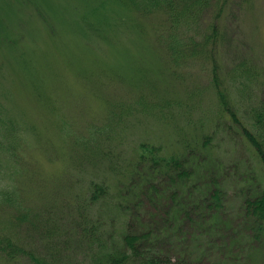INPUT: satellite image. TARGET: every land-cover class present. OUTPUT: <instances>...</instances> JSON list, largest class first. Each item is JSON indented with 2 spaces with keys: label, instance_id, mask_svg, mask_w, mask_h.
Returning <instances> with one entry per match:
<instances>
[{
  "label": "rangeland",
  "instance_id": "374dc122",
  "mask_svg": "<svg viewBox=\"0 0 264 264\" xmlns=\"http://www.w3.org/2000/svg\"><path fill=\"white\" fill-rule=\"evenodd\" d=\"M232 1L223 5L215 53L208 48L213 56L199 50L195 59L183 53L171 62L162 39L169 27L160 11L142 16L116 0H0V102L18 123L15 150L0 151V195L14 190L4 209L26 216L13 227L0 215L6 233L37 255L61 257L54 247L61 238L56 224L72 219L74 195L76 205L89 201L95 184L105 189L84 215L105 224L101 241L67 248L64 261L87 264L95 246L103 252L113 242L121 245V235L139 230L133 220L130 231L124 224L140 207L157 214L153 227L183 206L188 215L175 218L180 234L144 243L143 259L132 253L130 264L148 256L160 264H264V235L253 230L264 220L253 217L252 209L245 212L246 201L264 193V163L241 130L253 131L248 111L264 85V0L237 1L235 9ZM225 19L233 32L225 29ZM202 32L204 27L192 35L200 40ZM240 65L249 72L234 71ZM231 110L243 125L228 116ZM96 129L102 135L92 137ZM140 145L158 148L161 162L180 159L181 169L194 171L176 179L170 164L160 166V185L144 194L139 207L129 200L145 175H134V187H126L122 175ZM140 165L130 169L138 172ZM200 183L218 184L210 193L222 188V195L213 202L210 196L196 199L197 191L183 197L187 186L198 190ZM157 187L164 200L155 199ZM24 257L18 263L30 264Z\"/></svg>",
  "mask_w": 264,
  "mask_h": 264
},
{
  "label": "trees",
  "instance_id": "16d2710c",
  "mask_svg": "<svg viewBox=\"0 0 264 264\" xmlns=\"http://www.w3.org/2000/svg\"><path fill=\"white\" fill-rule=\"evenodd\" d=\"M119 1V3L125 7L131 9L133 12H137L138 14L145 16L150 12L154 11H160L165 15V18L163 20L164 25H168L169 27V33L168 38L166 35H162L163 44L170 56L171 62L174 61L175 55H183V53H187L192 58L195 59L197 57V54L200 52L206 55L213 56L211 54L209 47H214V53H215V42L218 38V30L220 29L219 26V20L220 16L223 13V5H226L229 2V0H116ZM244 2L248 3L250 0H236L232 1L231 4L234 6V9L239 7L241 3L237 2ZM232 18L235 19V15L232 14ZM229 22V19L224 20L225 29L229 32L231 29H228L226 24ZM204 27L205 32H202V38L200 40H196V38L192 35V33H195L198 31V28ZM238 27V25H237ZM188 30L189 32L186 33L184 36V32L181 30ZM223 33L224 40L226 39L225 32ZM227 35V34H226ZM217 36V37H216ZM237 38V36L235 37ZM238 43V42H237ZM209 45V46H208ZM236 50V49H235ZM234 50V51H235ZM238 69H243L245 73H248L249 71L242 68V65L238 66L234 69V71H237ZM242 72V75L245 74ZM238 73V72H237ZM260 77L264 79V72L260 71ZM251 76V74H250ZM232 77V76H229ZM233 78V77H232ZM215 80L214 85L219 86V79H212ZM218 99L220 102L225 106H227V101L225 100V96L222 92L218 91ZM234 109L237 111V109L234 106ZM228 111V110H227ZM252 125H253V131H250L246 129L244 126L241 129L248 140V142L252 145V147L256 150L258 158L264 163V85L260 88L259 91V98L256 100V102L253 104V106L248 111ZM236 113L231 110V112L228 113V116L232 117V119L237 123L241 124V120L239 117L235 115ZM15 115L12 113L10 115H7L6 113V107L0 102V151L1 149L6 148H12L15 150V147H13V142L15 143L14 135L17 133V124H15L16 121H14ZM16 125V126H15ZM243 125V123H242ZM95 132V133H93ZM92 132L93 136H99V134L102 135V132L100 129H96ZM4 133V135H3ZM6 138V139H5ZM86 141V139H84ZM138 150V147H137ZM139 159L138 157L136 161L133 158V160H127L128 165V171L125 172L122 176L124 179H127L129 181L126 183V187H134L130 185V183L137 182L138 179L133 181L134 175L136 174L140 176H144V181L142 185H135V189L131 191L133 198H130L129 202L135 203V205H139L141 203L142 198L145 196V193H149L151 191H155V185H160L161 178H159V172L161 173V167L160 166H169L171 165L172 169V175L171 177L174 178H189L193 174V166H188V171H185L184 169H181V164L184 165V162L179 159L177 160H171L166 161L164 160L161 162L158 160L157 155H159V149L152 146L147 145H140L139 146ZM137 154V151H136ZM138 161V164L141 165L138 167L140 171L137 172V170H131L130 166L134 165ZM164 163L163 165H161ZM175 168H177L178 172L173 171ZM137 172V173H136ZM168 172H165L163 174H166ZM129 176V178H128ZM130 176L132 180L130 179ZM140 178V177H138ZM159 179V180H156ZM143 180V179H142ZM141 180V181H142ZM172 180V179H171ZM139 183V182H138ZM137 183V184H138ZM201 184V183H200ZM212 186H218L216 183H212L209 185H206V183L201 184V186L198 188V190H195L190 187H186V189L183 192V197H187V195L190 192L197 191L199 194L196 197V199H207V197L210 196L211 201L217 200L218 197L222 195V188H219L218 190L213 189L210 193L209 188ZM90 192L89 201H80L79 205H76V198L79 194H75V202L74 204H71L73 213L76 212L75 215H72L68 222L56 224L58 226V230L60 233V240L57 241V245L54 246L56 250L61 251V257L56 256H47L43 257L40 255H37L35 251H29L28 249L22 245L19 238L13 234V233H6L5 229L3 228V224L0 221V259L6 260L10 264H16L18 262H21L22 256L24 257V260L29 261L30 264H73L70 261L69 258H66V261H64V257H62V253L66 252L67 248H71L70 252L72 251L73 247L75 245H79V243L85 242L86 240H89L88 242L92 245H96V241H101V233L105 229V224H101L98 219L89 218L84 215V212L88 209L86 207L90 205L91 203H95L99 201V197L97 196V191H103L105 188H101L98 185H93ZM158 188V187H157ZM159 189V188H158ZM2 193V192H1ZM15 191L12 189L7 190V192H4L0 195V215L1 217L6 216V224H14L13 227H17V225L21 224L23 221H25V217L23 214H19L17 216L13 217L11 216L10 212L7 213V211L4 209L5 206H8L10 202H13V198L15 195ZM164 193L159 189V192L154 194V197L156 200H164L166 196H163ZM131 197V196H130ZM120 203V202H118ZM117 205L120 207L121 205ZM248 205H246L245 212L248 213L251 209L254 210L255 213L250 214L253 217H256L258 219H261V221L264 220V193L257 198L256 200L252 202L246 201ZM5 205V206H4ZM123 205V204H122ZM124 206V205H123ZM140 207V205H139ZM208 207V206H207ZM176 208V205H175ZM209 208V207H208ZM249 214V215H250ZM168 217V213H166ZM180 216V218H185L188 214L186 212V209H184L183 206H177L176 211L174 213V217H169L168 219L164 220V218L161 219V221H158L157 224L154 223L153 227L150 224V221L156 220L157 214L152 212L151 210L147 211L140 207V210L137 215L131 214L130 218H127L126 224H124V230L130 231V225L133 222L139 223V230L136 231L132 236L130 234H125L120 236V242H122L121 245L116 244L113 242L111 245L107 246L103 252L98 251L97 246L94 247V253L92 254L91 260L88 261L87 264H130L131 258L129 255L132 253L133 259L141 256V251L143 250V244L144 243H152V244H159L162 243L164 240L168 237H174L175 234H180V225L175 221V218ZM250 215V216H251ZM254 220V218H253ZM55 225V224H54ZM258 225L259 228H258ZM176 226L175 231L178 233H170L171 227ZM21 229V227H19ZM254 233L258 234L261 232V235H264V226L261 227V223L257 222L256 226L253 228ZM108 238L110 235L107 236ZM200 237L193 238L197 242L196 248H199L200 243L198 244V240ZM176 240V239H175ZM90 244V245H91ZM169 250H174L178 254L184 255L188 252L183 250L181 248V245L178 244H168ZM71 246V247H70ZM102 246V245H101ZM103 247V246H102ZM146 247V246H145ZM152 249H163L162 247L158 245L152 246ZM96 250V251H95ZM93 251V250H91ZM130 251V252H129ZM34 252V253H30ZM204 254H207V251H203ZM91 253V252H90ZM144 257V256H143ZM141 256L140 259H143ZM139 259V260H140ZM148 259V260H147ZM85 260V259H84ZM147 260V261H146ZM146 261V262H145ZM20 264V263H18ZM140 264H160L157 259L153 257H146L144 258V261H140Z\"/></svg>",
  "mask_w": 264,
  "mask_h": 264
}]
</instances>
